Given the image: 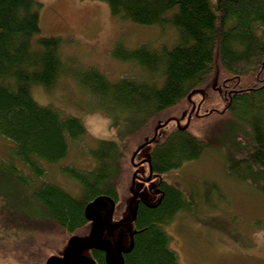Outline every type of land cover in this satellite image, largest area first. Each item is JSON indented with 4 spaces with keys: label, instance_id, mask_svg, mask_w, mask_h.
I'll list each match as a JSON object with an SVG mask.
<instances>
[{
    "label": "trees",
    "instance_id": "trees-1",
    "mask_svg": "<svg viewBox=\"0 0 264 264\" xmlns=\"http://www.w3.org/2000/svg\"><path fill=\"white\" fill-rule=\"evenodd\" d=\"M100 1L120 21L157 27L164 36L173 31L174 40L159 46L145 41L132 48L123 38L115 40L113 57L137 66L140 73L111 80L95 65L63 59L66 40L61 36H40L41 1L0 0V138L9 141L0 167L31 191L28 201L43 207L42 213L26 218L52 221L68 235L84 230L91 221L87 209L92 201H119L121 182L141 151L135 150L129 160L130 140L163 112L224 76L229 80L221 85V112L229 117L217 141L229 123L234 126L226 170L264 197V0ZM65 78L95 98L93 110L106 114L116 136L99 139L89 149L93 169L61 166L80 185L79 197L47 180V165L67 158L71 142L81 140L86 127L80 118L40 104L32 94L34 86L50 93ZM142 144L150 145L146 161L153 174L179 169L209 146L186 126L163 135L151 131ZM159 187L162 195L156 204H137L136 230L123 264H181L165 226L180 212H195L197 196L164 179ZM203 200L211 204L210 194ZM93 255L98 264H109L105 250L95 249Z\"/></svg>",
    "mask_w": 264,
    "mask_h": 264
},
{
    "label": "rangeland",
    "instance_id": "rangeland-1",
    "mask_svg": "<svg viewBox=\"0 0 264 264\" xmlns=\"http://www.w3.org/2000/svg\"><path fill=\"white\" fill-rule=\"evenodd\" d=\"M39 1L43 3L40 36H61L66 40L63 59L72 58L74 64L82 66L95 65L111 80L140 73L137 66L113 57L115 40L123 38L132 48L145 41L159 46L175 38L170 30L164 36L157 27L120 21L100 0ZM224 77L214 78L200 94L163 112L147 130L130 140L128 159L131 160L135 150L141 151L121 182L119 201L106 197L92 201L88 205L92 219L77 234L68 235L52 221L26 218L42 213L43 207L28 201L31 191L22 188L0 167V197L11 207H20L19 210L4 206L0 198V264H91L94 245L107 249L110 264H123V250L131 247L136 230L132 214L140 200L156 204L161 199V179L197 196L195 212H180L165 226L172 238L170 247L177 252L181 264H264V197L253 185L239 181L226 170L233 142L232 123L217 141L229 117L221 112L224 108L220 103L221 85L225 86L229 80L225 77L222 81ZM32 94L40 104L53 105L65 115L80 118L86 127V135L71 142L67 158L47 165V180L79 197L80 185L65 176L61 166L93 169L95 161L89 149L99 139L116 137L110 119L93 110L95 98L70 78L61 79L50 93L34 86ZM176 126L188 127L193 134L208 140L209 146L199 159L185 162L168 173L153 174L146 161L150 145L142 144L145 135L151 131L163 135ZM8 146L9 141L0 138V159L6 155ZM207 193L211 204L203 200Z\"/></svg>",
    "mask_w": 264,
    "mask_h": 264
},
{
    "label": "flooded vegetation",
    "instance_id": "flooded-vegetation-1",
    "mask_svg": "<svg viewBox=\"0 0 264 264\" xmlns=\"http://www.w3.org/2000/svg\"><path fill=\"white\" fill-rule=\"evenodd\" d=\"M95 249H98V250H105V251H106V255H107V249H105L104 247L94 246V247H92V252H93V250H95ZM107 259H108V257H107ZM108 262H109V261H108ZM91 264H98V262H97V260H96L95 257H94V260L91 261ZM109 264H110V263H109Z\"/></svg>",
    "mask_w": 264,
    "mask_h": 264
},
{
    "label": "water",
    "instance_id": "water-1",
    "mask_svg": "<svg viewBox=\"0 0 264 264\" xmlns=\"http://www.w3.org/2000/svg\"><path fill=\"white\" fill-rule=\"evenodd\" d=\"M87 213L89 214L88 209H87ZM134 217H135V212L132 214V220H134ZM89 218L92 219L90 216H89ZM131 247H132V245H131ZM131 247L129 249H131ZM129 249L123 250V253L127 252Z\"/></svg>",
    "mask_w": 264,
    "mask_h": 264
}]
</instances>
